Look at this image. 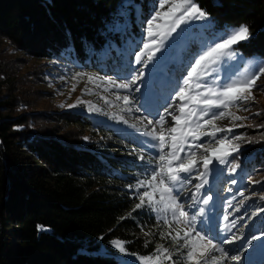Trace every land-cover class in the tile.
I'll return each mask as SVG.
<instances>
[{"label":"trees","instance_id":"obj_1","mask_svg":"<svg viewBox=\"0 0 264 264\" xmlns=\"http://www.w3.org/2000/svg\"><path fill=\"white\" fill-rule=\"evenodd\" d=\"M194 2L215 28L247 26L249 38L233 49L250 62L264 60V0ZM154 7L156 0H0V36L29 54L65 57L93 71L85 60L98 62L114 44L121 52L128 40L138 48L135 36L143 34ZM114 64L109 61L108 72L114 73ZM0 72V264H119L111 246L115 238L139 255L171 246L166 224L152 208H135V186L151 176L128 146L141 142L84 111H62L60 122L75 132L50 126L28 105L15 106L14 79ZM229 157L239 164L244 183L250 172L264 170V139L253 138ZM254 186L264 193V181ZM248 220L249 228L239 230V248L264 232V212ZM261 237L258 252L264 251Z\"/></svg>","mask_w":264,"mask_h":264},{"label":"rangeland","instance_id":"obj_2","mask_svg":"<svg viewBox=\"0 0 264 264\" xmlns=\"http://www.w3.org/2000/svg\"><path fill=\"white\" fill-rule=\"evenodd\" d=\"M211 19L207 15V19L205 20H190L181 24L175 32H172L171 35L164 39L163 44L160 46V51L155 53L152 61L147 62V67L144 66L143 62L141 64H136L135 62V57L143 51V43L148 40L146 29L143 31V34L141 31L142 35L136 34L135 36L138 42L140 41L138 48L135 47L134 41L128 40L123 52L114 44L112 46L114 51L110 48L103 50L101 59H97L98 62L85 60L89 65L88 67H96L93 71L87 70L81 63L70 61L65 57L50 60L29 54L26 49H22L13 44L11 40L0 36V71H3L7 78L11 76L14 79V82H11L13 85L11 87L16 90V93L14 92V104L18 106L17 108H23L21 106H24L23 109H26L25 106L28 105L29 112H34L39 117L42 116V118L48 120V125H55L57 129L63 130L65 133L75 132V128L71 125L65 126L62 121L60 122L64 118L62 111L68 109L84 111L91 115L94 121L112 125L120 136L127 134L140 141L142 145L140 147H136L135 145L128 146L132 148L135 154L143 156L144 162L148 165L146 170L152 174L154 170H158L159 148L157 147V141L148 136L147 133L153 127H156L158 132L160 131V127L156 124V121L158 120V114H165V107H168L174 114H178L176 104L179 101L175 97V91L179 87L184 86L183 80L187 78V73L190 71V65L194 59H197L208 47L214 46V33L218 29L223 30L221 27L215 28ZM210 22L211 26L206 27ZM131 56L132 59L130 61ZM117 57L120 59L119 63L117 62ZM109 61L115 63L111 66L114 73L107 71L109 69ZM250 61L249 58H243L238 53L232 58L222 57L213 66L216 71L204 79L213 86L223 84L226 77H230L231 80L246 79L255 73L259 67L264 66V60ZM141 71L143 72V76L138 81V85L140 86L139 92L135 91L136 85H133L132 89L129 90L119 89L108 83V80L118 83L127 82L132 76L139 74ZM77 73L91 75L93 80L89 81L88 75L77 76ZM9 92L11 93L12 90ZM192 94L194 93H189V95ZM252 95L255 98L254 100L240 103L239 107L236 104L231 105L226 111L225 116L214 122L217 127L224 129L231 128L232 132L229 134L231 137L240 135L244 138L240 141H234V143L241 145L240 149L244 144L248 143L247 141H252L253 138L264 139V75H261L256 81V86L252 89ZM117 96H129L131 103L126 105L123 99H117ZM189 107H194V105L189 104ZM216 111H219V109H211L210 115ZM228 112L235 116L246 117V119L233 120L228 115ZM120 117H123V119L121 120ZM54 118L58 120L54 122L50 121ZM208 118L210 116L204 117V119ZM165 119L164 129L166 143H168L167 129L176 125L171 116L166 115ZM195 119L194 117L193 120ZM148 120H152L153 124L149 125ZM241 124L244 126L234 127V125ZM211 131V125H206L200 129L201 133ZM234 131L236 132L234 133ZM225 134L224 132L217 133L215 139L222 138ZM85 137H88L87 132L85 133ZM188 144L193 146L192 150L196 152L198 161L204 155V149L196 148L195 145L204 144L206 148L212 149L217 147L213 138L203 134L199 140L189 138ZM168 150L170 148L166 147L165 151ZM235 153L237 152L233 154ZM181 156H184L183 152ZM227 160V164L221 165L213 157L212 163L209 165L211 169L208 177L209 183L202 189L204 194L212 195L213 197L208 206L198 203L194 204L188 198L191 195V191L187 190L179 194V200L184 204L185 211H188L189 216H197L196 229L198 231L201 227V221L205 217L209 218L208 222L210 224L215 223L219 225L221 232L217 233L215 228H213L210 238L213 239L218 247H223L228 251L229 256L241 255L239 264H264V251L258 252L262 247V237L256 241L254 240L252 246L242 253H240V248L236 246V243L240 241L239 239L232 244L221 243L223 239L230 237L234 233L239 235L241 227L244 229L249 228V217L252 216V213L261 209L260 207L264 206V200L259 198L264 193L254 192L256 190L254 189V181H264V170L258 173L256 171L250 172L245 179L246 181L241 183L238 180L240 169L236 170L235 173L228 171L235 163L230 157H227ZM181 175L187 174L182 173ZM196 175L197 173L194 171L192 183L188 185V189L194 190V185L199 183V180L195 178ZM225 175L227 178L225 177L222 182L223 184H221V178ZM228 178L230 179L228 180ZM233 179L237 181L236 184L231 183ZM209 187L212 188L210 192L207 191ZM137 190L138 193H142L145 189L140 188ZM240 191H243L245 195L240 196ZM245 197H248V199H245ZM229 201H231V207H229ZM241 201H243V204L240 203ZM200 207H205V216L198 214ZM242 208L246 214L240 212ZM153 213L159 221L165 223V220H167L172 223V228H169L165 223V229L168 232H172V235H175L174 229L178 226L172 220L171 211L161 210L157 212L153 210ZM224 214H230L229 222L233 219L237 221L236 227L231 232L223 229L224 222L222 217ZM204 234L208 235L207 232ZM182 235L183 233H181ZM168 239L171 241V246L163 247L169 250L172 259L168 261L162 256L159 264H189L186 260L188 249L183 247V239L180 240L179 244L170 236H168ZM115 240L118 239L115 238ZM119 241L125 245V241ZM111 246L114 247L112 243ZM125 249V253H120L118 249L117 253H115L119 264H143L140 257L153 256L156 253L155 251L148 256L139 255L127 250L126 246ZM219 255L220 253L214 250L206 253L202 264H211V257ZM221 264H237V262L225 260Z\"/></svg>","mask_w":264,"mask_h":264},{"label":"snow or ice","instance_id":"obj_3","mask_svg":"<svg viewBox=\"0 0 264 264\" xmlns=\"http://www.w3.org/2000/svg\"><path fill=\"white\" fill-rule=\"evenodd\" d=\"M158 8L153 9L154 14L144 23H146V32L148 40L143 43V51H141L136 57V64L144 63L147 67V62L153 60L155 53L160 51V46L163 44L164 39L175 32L181 24L190 20H205L207 19V13L194 2V0H156ZM167 6V8H166ZM166 9V10H165ZM211 22L206 27H210ZM69 38L71 34H67ZM250 32L247 26L241 25L235 28L218 29L214 33V40L212 47H208L206 51H203L197 59H194L190 65V71L187 73V78L183 80V87H179L175 91V97L179 101L176 104L178 114H174L168 107L164 108V115L158 114V120L156 124L159 125L160 131H157L156 127H153L150 132L147 133L154 140L157 141V147L159 148V164L158 170H154L149 179L141 180L135 186L137 189H145L142 193H138L139 203L135 205L136 209H140L147 204L153 210L159 212L161 210L171 211L172 220L175 221L176 227L174 229L175 235L172 232H168L176 243H180L183 239V247L188 249L186 253V260L189 264H202L205 260L206 253L210 251L219 252V256L211 257V264H221L222 261L231 260L233 262L241 261V255L229 256L228 251L223 247H218L212 238H210L213 228L217 233L221 232L218 224L209 223V218L205 217L201 221V227L198 231L196 229L197 216H189L188 211H185V206L179 200V194L183 191H191V195L188 197L194 204H202L208 206L209 202L213 200L212 195H206L202 192L205 185L209 183V175L211 169L209 165L212 163L213 157L216 158L219 164H227V157L232 156L234 152H239L241 145L234 143V141H240L244 139L240 135L231 137L229 134L232 132L231 128L224 129L217 127L215 121L223 118L226 111L233 104L239 107L240 103H247L255 98L252 95V89L256 86V81L261 75H264V66L257 69L255 73L248 76L243 80H231L230 77L225 78L223 84H217L213 86L208 83L204 78L212 75L216 69L213 67L216 65L222 57H235L236 51L233 49V45L245 41L249 38ZM83 43V41H82ZM68 48H72L73 45L70 41ZM146 57V59H145ZM77 76L88 75L86 73H77ZM143 72L134 75L127 82H116L108 80V83L113 87L119 89L131 90L133 85H136L135 91H140L138 81L142 79ZM89 81L93 80L91 75H88ZM190 92L194 94L189 95ZM117 99H123L127 105L131 103L129 96H117ZM239 102V103H238ZM148 103V101H146ZM189 104L194 107H189ZM71 107V106H70ZM216 108L219 111L212 112L211 109ZM187 110V111H186ZM247 110V109H245ZM131 111V109H129ZM139 111V109H137ZM166 115L171 116L175 122L174 127L167 129L169 142L166 143L164 125L166 123ZM233 120H242L246 117L235 116L228 112ZM204 119V117H209ZM196 118L193 120V118ZM122 120L123 117H120ZM149 125L153 124L152 120L147 121ZM126 123V121H125ZM206 125L212 126L211 132L201 133L200 129ZM244 125H234V127H243ZM224 132L226 133L222 138L215 139L216 134ZM208 135L214 139L216 148H206L204 144L195 145L196 148H203L204 155L198 161L196 152L192 150L193 146L188 144V139L199 140L201 135ZM251 143L252 141H247ZM169 147L170 150L165 151V148ZM184 156H181V153ZM211 153V155H209ZM143 159V156L140 157ZM239 164H233L228 171L235 173ZM202 168V170H201ZM196 172V179L199 183L194 185V190L188 189V185L192 183L193 172ZM187 175H181V174ZM260 183V181H254ZM232 184H236L237 181L233 179ZM131 187V186H130ZM209 187L207 191H211ZM158 195V198H157ZM240 196H244V192H239ZM264 200V195L259 197ZM235 199V197H233ZM248 199V197H245ZM231 207V201L228 202ZM243 204V201L240 202ZM162 206V207H161ZM214 207V205H213ZM135 210V209H134ZM205 207L198 209V214L205 216ZM239 211V209H237ZM259 212H264V208L258 209L257 212L252 213V216H256ZM230 214H224L223 229L227 232H231L236 227L237 221L235 219L229 222ZM165 223L169 228H172V223L165 220ZM183 226V227H180ZM208 233L205 235L204 233ZM181 233L183 235L181 236ZM264 236V232L259 235L253 234L249 239L244 240L240 246L241 251H247V248L252 246L254 240L260 239ZM242 235L232 234L230 237H226L222 240V244H232L238 239H242ZM120 253H125V245L119 240L111 242ZM86 250L80 249L81 254ZM165 260L171 261L172 257L169 254V250L163 245L157 246L156 253L153 256L140 257L143 264H159L161 257Z\"/></svg>","mask_w":264,"mask_h":264}]
</instances>
